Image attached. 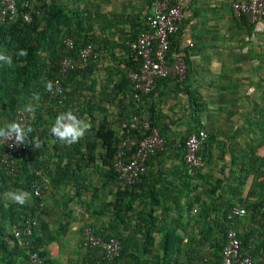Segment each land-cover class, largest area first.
<instances>
[{
    "label": "crops",
    "instance_id": "crops-1",
    "mask_svg": "<svg viewBox=\"0 0 264 264\" xmlns=\"http://www.w3.org/2000/svg\"><path fill=\"white\" fill-rule=\"evenodd\" d=\"M45 1L60 4L71 16L86 17L91 29L86 35L94 37L96 50L87 64L76 58L80 72L65 88L71 99L62 98L59 105L48 103L42 113L44 125L35 130L48 131L43 143L48 152L42 158L47 173L38 171L49 186L44 192L45 209L37 211L41 235L50 239L62 232L49 245L51 257L61 264H89L83 257L77 261L78 255L66 262L58 256L77 253L84 228L90 226L117 234L134 259L144 264L162 263L172 245L179 249L173 257L179 264H197L203 256L213 264L217 238L222 236L213 219L230 206L247 210L246 206L264 198V28L257 30L259 22L235 18L232 6L243 0H179L185 17L173 38L170 58L188 60L187 76L183 81L161 80L153 94L136 101L128 80V63L133 59L129 44L139 23L152 14L153 0ZM64 102L66 111L72 109L90 123L84 137L70 146L56 142L49 132L55 117L65 111ZM195 103L200 104L199 112ZM142 116L153 117L165 145L150 161L146 179L138 183L142 195L134 203L138 213L126 211L130 197L118 192L108 168L101 165L103 144L97 141L95 150L88 144L96 141L101 124L121 138L130 130L142 129ZM8 122V115L0 116L2 125ZM198 128H204L211 139L206 152L209 163L197 177L187 179L183 142ZM66 153L77 158L64 171L69 162ZM26 185L22 179L9 190H24ZM148 189L157 193L153 213L142 212L151 209L153 202L146 197ZM31 199L30 193L25 205L10 203L19 209L32 208ZM239 218L241 233L260 227L261 217L254 218L250 210ZM148 233L151 241H146Z\"/></svg>",
    "mask_w": 264,
    "mask_h": 264
},
{
    "label": "trees",
    "instance_id": "trees-1",
    "mask_svg": "<svg viewBox=\"0 0 264 264\" xmlns=\"http://www.w3.org/2000/svg\"><path fill=\"white\" fill-rule=\"evenodd\" d=\"M77 15L78 16H71L65 7H62L54 1L48 3L45 0H37L34 3L32 21L28 22L21 17L16 22L0 25V53L13 54V63L11 65L0 62V116L3 114L8 115L12 122L14 120L17 121L18 110H23L25 104L32 103L36 109L35 116L29 125L33 131L30 134L31 137H29L26 142L27 150L23 153L18 162L19 172L16 176H11L4 170L1 159L5 146L0 140V264H29L30 252L38 253L43 264H61L59 261L51 257L49 245L58 240L62 235V232H60L58 234L59 236L57 235L58 237L55 238L47 239L42 237L40 216H38V225L35 227L34 236L31 238V248L25 249L20 247L18 239L13 234H10L8 230L10 227L12 228V226L23 225L29 214L36 216L38 210L41 211L42 209H45L44 206L41 207V201L34 196V187L38 180L36 173L40 170L47 173V166L46 163L42 162V158L44 157L43 154L48 152V149L44 146L48 131L43 130L42 132H39L35 130L36 128H39V124L44 125V114L42 113L45 106H47L48 103L59 105L58 101L51 97L52 91H48L45 84L47 81H51L54 86L55 80L59 77V67L64 57L63 50L66 38L70 37L75 41V49L72 54L75 59L78 57L80 50L89 44H94V37L86 35V32L91 30L90 25L85 24L86 17L83 18V15ZM147 19L148 18L146 17L143 23H139L138 30L133 36L132 42L136 41L140 34L148 28ZM242 21L246 22L247 18H243ZM131 43L129 44V49ZM172 43L173 39L171 47ZM21 49L27 51L25 57H17L15 55V53ZM94 51L96 52L95 49ZM95 52L90 56L88 62L92 60ZM185 61L187 66H189L188 60L186 59ZM128 65L130 68L133 67V65H137L136 69L139 66L133 59H130ZM79 72V68L77 67L70 73L68 79L63 80L62 83L64 89L69 86V83L75 81V74H79ZM79 84L82 85L81 82ZM70 95L71 94L65 90L62 96L63 101L65 100V97H69ZM69 99H71V97H69ZM195 105L197 106L196 112H199L200 104L195 103ZM62 109L66 111L65 102ZM148 118L151 130L157 129L153 122V117L149 116ZM0 126L3 125L0 123ZM139 130L140 129L130 130L121 138H118L116 137L115 132L107 128L106 124L103 123L97 130L96 141L88 144L90 150L96 149L97 141H100L103 144L106 152L105 155L100 158L101 165L108 168L107 170L110 179L115 182L118 192L121 195L130 197L126 211L138 213L141 211L135 208L134 203L142 197L139 193L141 186H138L139 184L137 183L132 186L122 187L118 182L117 172L113 168V162L117 151V145L120 140L128 137H138L141 139L142 136ZM36 134H38V136ZM32 138L39 142L42 147L35 148L34 140ZM187 139L188 137H186L183 142L184 155ZM55 141L60 142L58 140ZM210 143L211 139L208 140V143H206L201 151V155L206 164L209 163V157H207L206 152H210ZM56 145H60V143H57ZM55 149H57V147ZM33 151H35L36 154ZM32 153L35 154V156H32ZM156 156L157 153L150 158L148 166L150 161ZM76 158L77 155L66 153L64 159H68L69 162L65 164L63 170L67 171L68 169H71L74 164L73 161ZM89 162L91 161L89 160ZM75 164L79 166L80 162H76ZM185 174L187 179L195 178L190 177L187 174L186 166ZM22 179L23 181L25 179L27 182V185L23 187L24 191L31 193V201L34 204L32 208L27 205L19 209L18 206L6 202L3 198V194L9 190L11 185ZM142 179L145 180L146 176ZM218 186L219 185L216 187ZM135 189L138 190L137 193L134 192ZM148 196L153 198V202L150 203L151 209L146 211L143 209L142 212L153 213L156 207L154 202H157L155 201V199H157V193L152 189H148L146 197ZM6 204L7 207L5 206ZM246 209L254 213V218L257 216L261 217V221L258 223L260 227L251 233H241L239 231V226L242 224V221L239 220L240 218L230 217L233 206H230L217 216L216 219H213V224L217 232L222 235L217 238V250L215 253L216 263L212 262L213 264H219L222 260V252L227 244V233L230 229H234L238 232V237L242 242L244 251L254 259L255 264H264V198H261L259 202L246 206ZM117 215L119 216V214ZM92 229L96 236L102 237L106 241H109L112 238L118 239L123 246L121 255L113 261H107L99 256L98 251L85 249L83 245H81L77 252V261H81L80 259L83 257L82 260L86 259L89 264H144L137 256V260L134 259L135 254L133 255L129 253L126 241L119 238L117 234H105L95 227ZM145 238H147L146 241H151L152 236L148 233ZM174 247L176 246L172 245L171 252L165 254L163 258L164 260L160 264H179L180 261L173 260L175 252H179L178 247H176V250H174ZM204 258L207 257L203 256L199 259L202 260ZM200 260L197 261V264ZM211 261L212 260L210 259V262Z\"/></svg>",
    "mask_w": 264,
    "mask_h": 264
},
{
    "label": "built area",
    "instance_id": "built-area-1",
    "mask_svg": "<svg viewBox=\"0 0 264 264\" xmlns=\"http://www.w3.org/2000/svg\"><path fill=\"white\" fill-rule=\"evenodd\" d=\"M37 0H0V25L12 23L23 17L32 21L34 3ZM236 19L247 18L250 23L264 20V0H243L232 6ZM185 17L184 6L179 0H153V12L147 19V29L140 34L138 39L130 45V56L138 63V68L131 67L128 71V80L133 90L136 101H141L143 96H149L157 89L159 81L164 79L185 80L188 66L183 58L172 60L169 57L172 39L179 33ZM64 57L59 67V77L55 80L51 97L61 101L64 94L63 80L68 79L70 73L76 69L77 62L72 56L75 41L68 37L65 40ZM95 49L94 44H89L78 53L77 61L87 64ZM33 118L23 110H18L17 121L29 126ZM142 129L139 130L142 138L128 137L120 140L113 162L117 172L118 182L122 187L139 183L148 172V162L152 156L164 148L165 141L157 129L151 130L149 118H140ZM208 141V133L204 128L194 133L186 141L184 162L187 174L190 177L198 176L205 167V160L201 155L203 147ZM5 146L1 163L4 170L11 176H16L19 170L18 162L27 145L16 144L14 140H1ZM40 181L34 187V196L41 201L43 206L44 192L49 186L44 182L42 173L38 172ZM246 210L234 208L230 214L232 218L243 217ZM38 216L29 214L23 225L14 226L12 233L18 239L22 248H31V238L34 236L35 227L38 225ZM82 245L85 249L98 251L99 256L107 261L120 257L123 246L121 242L112 238L106 241L96 236L92 227L84 228ZM31 264H43L40 255L36 252L29 253ZM198 264H211L207 258ZM219 264H255L254 259L247 254L238 232L230 229L227 233V244L222 252Z\"/></svg>",
    "mask_w": 264,
    "mask_h": 264
},
{
    "label": "clouds",
    "instance_id": "clouds-1",
    "mask_svg": "<svg viewBox=\"0 0 264 264\" xmlns=\"http://www.w3.org/2000/svg\"><path fill=\"white\" fill-rule=\"evenodd\" d=\"M264 28V22L257 24V30ZM17 57H25L27 55L26 50H19L15 53ZM0 62L11 65L13 63V54L0 53ZM45 87L48 91L53 90V83L47 81ZM23 111L29 114L30 117L35 116V106L32 103H27L23 106ZM90 128V123L85 119L80 118L74 110L69 109L64 112H60L54 120V123L49 129L50 134L54 140H58L66 145H72L82 139L87 130ZM33 129L26 126L20 121H12L0 126V140H9L16 144H25L27 139L32 133ZM33 139V138H32ZM34 140V139H33ZM34 147L41 148L42 145L34 140ZM5 201L12 202L18 205H25L30 198V193L21 189L8 190L3 194ZM7 207V204L5 205Z\"/></svg>",
    "mask_w": 264,
    "mask_h": 264
},
{
    "label": "rangeland",
    "instance_id": "rangeland-1",
    "mask_svg": "<svg viewBox=\"0 0 264 264\" xmlns=\"http://www.w3.org/2000/svg\"><path fill=\"white\" fill-rule=\"evenodd\" d=\"M84 232V231H83ZM73 254V255H72ZM66 253V252H62L59 256H58V258H60V260L61 261H63V262H66V261H68V259L70 258V259H72V258H75V257H77V253ZM68 264H76V262L75 261H69L68 262Z\"/></svg>",
    "mask_w": 264,
    "mask_h": 264
}]
</instances>
